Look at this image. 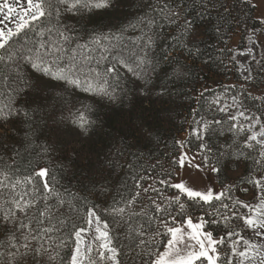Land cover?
<instances>
[{"label":"snow or ice","instance_id":"1","mask_svg":"<svg viewBox=\"0 0 264 264\" xmlns=\"http://www.w3.org/2000/svg\"><path fill=\"white\" fill-rule=\"evenodd\" d=\"M124 3L0 0V264H264V0H141L107 30L95 26L97 12ZM233 24L244 25L241 54L251 63L237 69L239 94L230 85L205 99L201 81L237 63ZM129 76L163 113L183 98L226 119L191 109L188 138L173 141L179 152L167 168L138 163L163 139L159 123L143 116L83 155L73 147L65 178L94 199L49 167L20 168L22 150L46 157L67 152L68 134L91 139L100 126L94 104L123 108ZM248 186L252 203L236 195Z\"/></svg>","mask_w":264,"mask_h":264},{"label":"trees","instance_id":"2","mask_svg":"<svg viewBox=\"0 0 264 264\" xmlns=\"http://www.w3.org/2000/svg\"><path fill=\"white\" fill-rule=\"evenodd\" d=\"M140 3L141 0H125V3L122 5L121 11L112 12L111 10H100L93 17L95 26L101 28L102 30H107L103 29L104 25L111 26L112 24L117 23L118 17L122 18L128 14L135 13V7L133 5H138ZM238 15L242 16V13H238ZM91 27H93V25H89V29H91ZM239 29L241 30L240 47L247 48L249 45L246 39L247 33L244 31L243 24L239 26L233 24L230 35L235 34ZM235 51L236 48H233V53ZM225 62L227 63V61ZM214 71H216L215 75L208 74L209 78L207 80H202L201 84L197 86V91H200L202 90V86L206 84L209 92L205 94V99H209L211 95L223 92L224 89L230 85H236L234 91L239 94L240 83H242L243 81L238 70L232 69L230 67L228 70L220 68L218 71ZM127 88L130 91L128 92V96L124 101L123 108L120 106L119 102H117L116 104H109L107 102H104L103 104L97 105L94 104L92 100L87 99L86 94H81L78 99L83 100L85 103H93L94 107L97 108L100 116V126L97 128L96 132L93 133L92 138L84 139L83 137H80L79 134H68L67 138L71 141V143L67 145V152L62 154L59 149H57L56 152L51 153L46 157L41 156L39 149H37L36 152H32L31 149H29L27 154H25L22 150V159L18 161L20 168L22 170H27L29 164H32L36 167H49L52 169L57 179L60 180L61 184L66 185L72 191L80 192L81 195L87 196L89 197V199H94L91 192L81 191L79 187L76 186L75 181L69 183L68 179L65 178L70 177L72 175V171L74 170V166L72 168H69V162L65 158V156L71 155V149L73 147L83 148L84 152L81 153V155H83L92 146H95L97 148L101 147L104 143V140L102 138L105 136L106 132L111 131L113 133H116L117 131H120L122 129L126 130V125L130 117L135 116L137 118H141L143 116L159 123L163 139L159 145V149L153 153L152 157H148L147 155H145L138 163L141 168L151 169V166L156 163L157 160H159V162L163 164L165 168H167L168 161L166 157L179 152V149L174 146L173 141L178 140L179 134L189 131V123L192 119V116L190 114L191 109L195 108L200 110L201 115H207L208 118L214 116L216 119H226V116H224V114L218 113L214 110L209 113L207 104H203V107L201 108V104L196 103L194 100L183 98L176 99V104L171 106L172 111L170 113H163L160 111L161 106L158 102L154 104L151 98L143 97L135 90V86L130 76L128 77ZM231 94L232 93L229 92V96ZM248 106L252 111H255L256 107H258L259 105L252 106L251 101H249ZM133 108L135 109L134 112L131 111ZM142 109H151V111L142 113ZM160 116L165 117L162 123L159 122ZM243 136L244 134L242 133L241 136L237 138L241 143L243 141ZM45 139V137L41 136L37 141V144L44 143ZM47 142L51 143V138H48ZM220 143H223V141H220ZM191 150L194 152L197 150L195 141H193V144L191 145ZM48 161H50V163ZM61 165H63L65 168L64 173H61L59 171ZM161 170L162 169L160 167H157L156 171L154 173H151V175L153 177H156ZM126 171L127 170H125V173ZM241 172H243V165H241ZM125 173H121V175L116 178V181H114V183L118 182ZM232 180H235V175H233L231 179L226 182H232ZM150 182V180L147 181V183ZM241 187L244 186L241 185ZM248 187L249 192L247 194L240 192L236 193V195H238L242 200L248 198V200H245L246 202L254 201L252 199V193L254 192V190L251 188V186ZM195 215L198 216L199 212L195 213ZM232 228L237 231L240 230L238 223L235 222L233 223ZM209 230H211V228ZM65 254H67V250L62 253V255ZM122 260L123 264H130L127 258H122Z\"/></svg>","mask_w":264,"mask_h":264},{"label":"rangeland","instance_id":"3","mask_svg":"<svg viewBox=\"0 0 264 264\" xmlns=\"http://www.w3.org/2000/svg\"><path fill=\"white\" fill-rule=\"evenodd\" d=\"M240 39H241V30L239 29L235 34L232 35V40H231L232 48H234V49L236 48V51L234 52V54L236 55V61H237V63L235 65H232L231 68L236 69V70L238 69L239 64L251 63L250 57H246L245 55L241 54V53H244L247 48H241L240 47ZM260 39H261V41H264V36H261ZM253 95H259V93L253 92ZM187 138H188V131L181 133L178 136V140H180V139L186 140ZM192 153H194V151L191 150L190 154H192ZM41 167H46V166H41ZM214 182H215V177H213L212 180L208 181V183H210V184L214 183ZM245 200H248V198ZM249 202L252 203L254 201H249ZM233 230H235V229H233ZM246 235H250V233H246Z\"/></svg>","mask_w":264,"mask_h":264}]
</instances>
